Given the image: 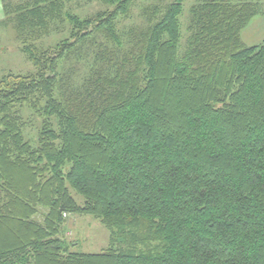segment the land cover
<instances>
[{
    "label": "trees",
    "instance_id": "16d2710c",
    "mask_svg": "<svg viewBox=\"0 0 264 264\" xmlns=\"http://www.w3.org/2000/svg\"><path fill=\"white\" fill-rule=\"evenodd\" d=\"M86 1L106 10L2 0L34 72L0 80V264H264V39L242 35L260 1L198 0L183 49L187 0L127 32L138 0ZM71 215L110 246L72 251Z\"/></svg>",
    "mask_w": 264,
    "mask_h": 264
},
{
    "label": "rangeland",
    "instance_id": "374dc122",
    "mask_svg": "<svg viewBox=\"0 0 264 264\" xmlns=\"http://www.w3.org/2000/svg\"><path fill=\"white\" fill-rule=\"evenodd\" d=\"M29 0H12L13 4H22ZM65 4V10L79 16L82 19L90 18L99 11L106 10V7L96 1L86 0H62ZM157 0H138L133 8L132 18L124 20L120 28L127 32L130 29H138L142 26V14L146 7L153 5ZM260 1L262 11H264V0ZM198 0H187L184 5V15L182 22V49L186 45L189 36V17L191 8L197 4ZM5 20L3 17L0 22ZM68 33V25L64 24ZM243 40L248 46L258 45L264 39V15L255 18L249 26L243 31ZM67 35L55 32L50 38L43 39V47L48 48L62 40ZM34 72L33 65L27 60L21 52V45L16 40L15 31L12 26L0 27V80L9 74H30ZM24 120L26 122L25 136L36 145L40 129V121L30 109H24ZM80 201V198H77ZM42 221V216L37 217ZM67 225L62 238L69 244H72L71 250L77 253L96 254L101 253L110 246V233L102 223L93 216L71 215L67 217Z\"/></svg>",
    "mask_w": 264,
    "mask_h": 264
},
{
    "label": "crops",
    "instance_id": "0c3cea01",
    "mask_svg": "<svg viewBox=\"0 0 264 264\" xmlns=\"http://www.w3.org/2000/svg\"><path fill=\"white\" fill-rule=\"evenodd\" d=\"M3 17V6H2V0H0V21Z\"/></svg>",
    "mask_w": 264,
    "mask_h": 264
}]
</instances>
